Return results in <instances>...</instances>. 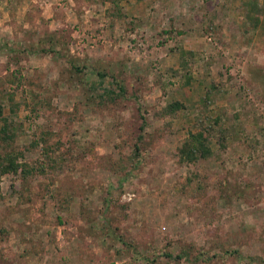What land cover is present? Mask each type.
Listing matches in <instances>:
<instances>
[{
  "label": "rangeland",
  "instance_id": "374dc122",
  "mask_svg": "<svg viewBox=\"0 0 264 264\" xmlns=\"http://www.w3.org/2000/svg\"><path fill=\"white\" fill-rule=\"evenodd\" d=\"M0 45V264H264V0H0Z\"/></svg>",
  "mask_w": 264,
  "mask_h": 264
},
{
  "label": "trees",
  "instance_id": "16d2710c",
  "mask_svg": "<svg viewBox=\"0 0 264 264\" xmlns=\"http://www.w3.org/2000/svg\"><path fill=\"white\" fill-rule=\"evenodd\" d=\"M2 48V45H0ZM9 50L13 51L12 47H8ZM43 52L47 51V49H42ZM50 51L47 52H54L59 54L60 52L54 48L49 49ZM75 70H79V68L72 64ZM97 75L100 78V81H104L105 77H107V72L103 70H97ZM111 87H103V92L99 93L100 104L104 101H114L116 97L123 96L121 93L124 89L122 85L117 87L113 86L114 84L111 83ZM116 90L118 93H116ZM183 107V103L181 101L175 100L171 103H168L163 111L161 112L164 115H170L175 113L177 110ZM143 118V117H142ZM0 120L2 124L0 126V141L3 143H8V141L12 140L14 136V126L8 122V119L3 116V109L0 103ZM205 132L199 129L196 132L190 131L188 136L184 139L181 145L177 148L175 152L176 160L179 163H186V164H193L196 163L200 159H205L211 154V147L208 142V137L204 134ZM141 139V137L139 138ZM50 149V148H49ZM49 152L46 149L45 155L48 156ZM139 152V145H135V153L134 156H137ZM13 151L9 153H5L3 156L0 154V175L9 174L11 172H18V170L26 173L32 172L29 170L31 168L28 167L27 164L18 163L16 161V157L12 158ZM133 159V157H131Z\"/></svg>",
  "mask_w": 264,
  "mask_h": 264
}]
</instances>
